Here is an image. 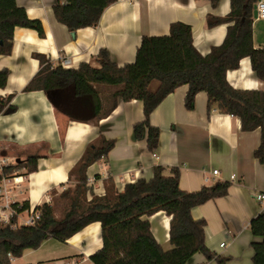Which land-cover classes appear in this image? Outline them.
Here are the masks:
<instances>
[{
    "label": "crops",
    "instance_id": "obj_1",
    "mask_svg": "<svg viewBox=\"0 0 264 264\" xmlns=\"http://www.w3.org/2000/svg\"><path fill=\"white\" fill-rule=\"evenodd\" d=\"M56 2L16 0L30 18L41 21L45 35L18 27L11 53L0 55V70L9 71L5 87H0V97L13 95L12 104L16 106L11 113L0 114V154L11 161L39 156L35 171L24 174L26 169H22L21 182L7 184L10 198L28 202L32 207L48 203L53 190L74 185L70 171L88 145L104 136L115 140V145L106 157L87 169L88 185L95 194L105 193V180L109 177L120 191L127 183L149 179L156 165L168 169L178 167L180 187L187 191L229 181L227 195L196 206L192 214L207 222L209 249L232 257L224 264H251L254 255L251 242L255 237L249 225L252 218L264 212V200L256 198L264 194V162L254 154L261 140L259 128L244 132L240 118L216 108L208 111V96L203 91L197 94L194 109H186L188 86L183 85L151 114V123L160 129L159 145L153 156L154 152L147 146L146 132L142 138L134 133V125L144 118L142 101L119 98L113 112L94 123L93 118H79L71 113L73 100L85 95L76 94L75 83L68 76L54 74L50 76L49 89L24 91L31 79L47 68L42 70L46 63L42 65L36 53L44 55L51 68H78L82 63L100 68L98 53L106 49L111 59L122 66L135 61L143 36L168 35L170 25L176 21L191 25L194 45L206 55L213 46L222 44L227 34L226 24L209 27L207 16L227 15L230 0H220L216 7L209 0H116L104 10L96 27L82 28L75 33L56 19L53 10ZM253 38L256 47H264V19L257 18L256 11ZM64 59H69L67 65L62 64ZM227 79L238 89L264 90V80L252 69L249 57L240 61L239 68L229 70ZM157 85L154 81L150 88L154 90ZM214 170L219 173L215 175ZM232 175L236 179L232 180ZM170 219L163 211L149 217L156 240L165 248L170 246ZM61 243L62 246L45 255L35 254L30 261L22 260V256L12 258V262L93 264L90 256L103 247L101 224L93 222ZM185 264L218 262L196 253Z\"/></svg>",
    "mask_w": 264,
    "mask_h": 264
},
{
    "label": "trees",
    "instance_id": "obj_2",
    "mask_svg": "<svg viewBox=\"0 0 264 264\" xmlns=\"http://www.w3.org/2000/svg\"><path fill=\"white\" fill-rule=\"evenodd\" d=\"M116 0H57L53 10L56 19L72 33L87 27H96L104 10ZM216 7L220 0H209ZM258 0H230V11L225 16L208 14L207 25H227L222 44L213 46L203 55L194 45L190 24L176 21L170 25L168 35L143 36L135 61L122 66L114 62L106 49L98 53L100 68L82 63L78 68H51L50 61L42 54H35L43 65L25 86L24 91L50 88V76L62 74L72 78L77 95L90 96L94 102V123L109 116L118 99L140 100L144 118L134 125L137 138L146 132L147 146L155 151L159 145L160 129L151 123L155 108L178 87L187 85L185 107H195L196 96L206 92L208 111L240 118L244 132L260 129L261 140L255 156L264 162V90L238 89L227 79V72L239 68L240 61L249 57L252 69L264 80V47H256L253 38V21ZM38 31L44 36L39 19H32L16 0H0V55L12 51L16 28ZM8 69L0 70V87H5ZM158 82L152 90V82ZM13 95L0 97V114L16 109ZM115 140L100 136L90 143L77 164L70 171L73 186L60 193L51 192L50 203L35 206L41 216L33 225L13 226L0 223V264H16L12 258L21 257L26 250L38 249L45 241L56 239L66 242L93 222L102 228L103 247L90 256L93 264H185L196 253L218 264L229 261L231 256L212 252L206 244L204 218L193 217L192 210L201 204L228 194L231 182L217 181L197 191L180 187V169L154 167L153 176L127 183L118 190L114 179L105 180V193L97 195L88 185L87 169L106 157ZM37 155L14 165L4 167L0 181L5 177L37 169ZM91 193V198H88ZM21 203V204H20ZM20 212L29 208L28 202H14ZM163 211L170 219L169 244H160L151 229L149 217ZM15 221V218L13 219ZM255 239L251 242L254 255L251 264H264V212L250 221Z\"/></svg>",
    "mask_w": 264,
    "mask_h": 264
},
{
    "label": "built area",
    "instance_id": "obj_3",
    "mask_svg": "<svg viewBox=\"0 0 264 264\" xmlns=\"http://www.w3.org/2000/svg\"><path fill=\"white\" fill-rule=\"evenodd\" d=\"M255 11L257 14V18L264 19V0H258L255 6ZM69 59H64L62 64L67 65ZM153 156H156L155 152ZM16 161H11L10 159L2 156L0 154V174L3 173L4 167L14 165ZM213 173L217 175L219 173L218 170H214ZM21 174H15L12 177H3L0 181V223L2 224H11L13 226L19 225H33L41 216L40 210H37L35 207L30 206L29 208L25 209L23 212L19 211V207L14 206V202L10 196L8 195L7 191V184L9 182L19 183L22 180ZM231 179H236L235 175L231 176ZM258 200H264V194H258L256 196ZM51 200L48 199V203ZM21 204V203H20ZM15 218V221L13 220ZM224 246V243L221 244ZM65 264H72L71 262H66Z\"/></svg>",
    "mask_w": 264,
    "mask_h": 264
},
{
    "label": "water",
    "instance_id": "obj_4",
    "mask_svg": "<svg viewBox=\"0 0 264 264\" xmlns=\"http://www.w3.org/2000/svg\"><path fill=\"white\" fill-rule=\"evenodd\" d=\"M55 102V101H54ZM59 102H56V104ZM72 108H70L71 113L79 118H94L95 109L94 102L90 96L79 97L73 100ZM20 159L17 160L19 162Z\"/></svg>",
    "mask_w": 264,
    "mask_h": 264
},
{
    "label": "rangeland",
    "instance_id": "obj_5",
    "mask_svg": "<svg viewBox=\"0 0 264 264\" xmlns=\"http://www.w3.org/2000/svg\"><path fill=\"white\" fill-rule=\"evenodd\" d=\"M16 163H17V161H16ZM61 191L59 190V191H57V193H60ZM50 198L52 199V195H51ZM61 244L62 243L60 241L56 240V239H53V238L52 239H49L45 243V245L41 249H39L38 251L31 250V251H34L35 253H33V252L32 253H27V252L24 253L22 255L23 256V259L22 260H24V261H27V260L30 261L29 259H32L35 254H36V256L45 255L48 252H51L50 250L55 249L56 246H60Z\"/></svg>",
    "mask_w": 264,
    "mask_h": 264
}]
</instances>
